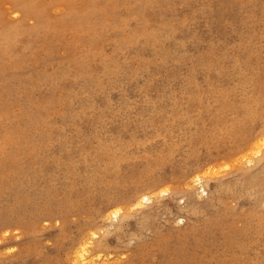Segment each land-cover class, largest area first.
I'll return each instance as SVG.
<instances>
[{"label":"rangeland","instance_id":"1","mask_svg":"<svg viewBox=\"0 0 264 264\" xmlns=\"http://www.w3.org/2000/svg\"><path fill=\"white\" fill-rule=\"evenodd\" d=\"M263 130L264 0H0V264H264Z\"/></svg>","mask_w":264,"mask_h":264},{"label":"bare ground","instance_id":"2","mask_svg":"<svg viewBox=\"0 0 264 264\" xmlns=\"http://www.w3.org/2000/svg\"><path fill=\"white\" fill-rule=\"evenodd\" d=\"M251 2H252V1H251ZM253 5H254V4H253ZM253 5H252V6H253ZM255 6H256V5H255ZM257 6H258V5H257ZM22 8H23V7H22ZM116 8H117V7H116ZM116 8H115V9H116ZM247 8H250V7L248 6ZM253 8H254V7H253ZM24 9H25V8H24ZM255 9H256V8H255ZM116 10H117V9H116ZM252 10H253V9H252ZM249 11H250V10H249ZM250 12H251V11H250ZM252 12H253V11H252ZM245 13H246V12H245ZM251 14H252V13H251ZM251 17H252V16H251ZM18 25H20V24L18 23ZM21 26H22V25H21ZM104 26H105V25H104ZM10 28H11V27H10ZM210 28H211V26H210ZM112 29H113V28H112ZM112 29H111V30H112ZM11 30H12V29H11ZM17 31H19V30H17ZM116 31H117V30H116ZM9 32H10V31H9ZM98 32H99V31H98ZM108 32H109V31H108ZM10 33H11V32H10ZM16 33H21V32L19 31V32H16ZM103 33H104V32H103ZM7 34H8V33H7ZM21 34H22V33H21ZM29 34H30V33H29ZM94 34H95V33H94ZM97 34H98V33H97ZM115 34H116V33H115ZM5 35H6V33H5ZM5 35H4V36H5ZM24 35H25V34H24ZM24 35H23V36H24ZM26 35H27V34H26ZM26 35H25V36H26ZM33 35H34V34H33ZM195 35H196V34H195ZM9 36H10V35H9ZM15 36H16V35H15ZM23 36H22V37H23ZM163 36H164V34H163ZM112 37H113V36H112ZM112 37H111V38H112ZM197 37H198V36H197ZM7 38H8V37H7ZM31 38H32V36H31ZM24 39H26V38H24ZM32 39H33V38H32ZM113 39H114V38H113ZM164 39H165V38H164ZM209 39H210V38H209ZM29 40H30V38H29ZM107 40H108V39H107ZM107 40H106V41H107ZM109 40H110V39H109ZM206 40H208V39H206ZM20 41H21V39H20ZM110 41H111V40H110ZM199 41H200V40H199ZM199 41H198V42H199ZM28 42H29V41H28ZM32 42H33V41H32ZM32 42H31V43H32ZM108 42H109V41H108ZM202 42H203V41H202ZM207 42H208V41H207ZM51 43H52V42H51ZM194 43H195V42H194ZM196 43H197V42H196ZM202 44H203V43H202ZM32 45H34V43H33ZM32 45H30V46L32 47ZM211 45H212V44H211ZM216 45H217V44H216ZM26 46L29 47V45H26ZM38 46H39V45H38ZM199 46H200V45H199ZM214 46H215V45H214ZM28 47H27V48H28ZM50 48L53 50L52 47H50ZM203 48H204V47H203ZM24 49H26V48H24ZM198 50H199V49H198ZM199 52H200V51H199ZM200 53H201V52H200ZM215 53H217V52H215ZM74 55H75V53H74ZM193 55H196V54H193ZM71 56H73V54H72ZM75 56H76V55H75ZM75 56H74V57H75ZM200 56H201V55H200ZM74 57H73V59H74ZM215 57H216V56H215ZM71 58H72V57H71ZM71 58H70V59H71ZM73 59H72V60H73ZM70 61H71V60H70ZM71 62H73V61H71ZM74 62H75V61H74ZM47 64H48V63H47ZM74 64H75V63H74ZM232 64H233V63H232ZM229 65H231V64H229ZM229 65H228V68L232 69L231 67H229ZM210 66H211V65H210ZM231 66H232V65H231ZM234 66H235V65H234ZM200 67H201V66H200ZM102 68H103V67H102ZM210 68H211V67H210ZM103 69H104V68H103ZM244 69H245V68H244ZM248 69H249V68H248ZM218 70H220V69L217 68V71H218ZM224 70H226V68H225ZM212 71H213V70H212ZM214 71H216V70L214 69ZM229 72H230V71H229ZM218 74H219V73H218ZM51 77L54 78L53 76H51ZM49 78H50V77H48V79H49ZM49 81H51V79H50ZM54 81H55V80H54ZM51 82H52V81H51ZM11 87H12V86H11ZM15 88H16V86H15ZM12 89H13V88H12ZM7 90H9V89H7ZM12 91H13V90H12ZM17 92H18V90H17ZM65 98H66V97H65ZM38 117H39V116H38ZM125 118H126V116H125ZM126 120H128V117H127ZM130 120H131V119H130ZM1 122H2V121H1ZM123 122H124V120H123ZM125 123H126V122H125ZM130 123H131V122H130ZM123 124H124V123H123ZM124 125H125V124H124ZM1 126H2V125H1ZM263 132H264V130H263ZM263 132H260V134L262 133L261 136H263ZM26 134H27V133H26ZM130 134H131V133H130ZM133 134H134V133H133ZM104 136H105V135H104ZM257 136H260V135H257ZM129 137H131V136H129ZM26 138H27V137H26ZM260 138H261V137H260ZM263 140H264V137L260 139L258 145H261V142H262ZM109 147H110V146H109ZM99 150H100V149H99ZM103 150H104V149H103ZM104 153H105V152H104ZM96 154H97V153H96ZM105 154H106V153H105ZM108 154H109V153H108ZM110 155H111V154H110ZM118 157H119V156H118ZM107 159H108V158H107ZM0 161H1V160H0ZM122 161H123V160H122ZM3 163H4V162H3ZM15 163H16V162H15ZM16 164H17V163H16ZM96 164H97V162H96ZM105 164H106V163H105ZM110 164H111V163H110ZM117 164H118V163H117ZM18 165H19V164H18ZM18 165H16V166H18ZM113 165H114V164H113ZM11 166H12V165H11ZM16 166H15V167H16ZM106 166H107V165H106ZM6 167H7V166H6ZM15 167H14V170H15ZM102 167H103V166H102ZM107 167H108V166H107ZM11 168H12V167H11ZM16 168L19 169L18 167H16ZM21 168H22V167L20 166V169H21ZM23 168H24V167H23ZM23 168H22V171L19 169V170L22 172V175H24V174H23V173H24V172H23ZM26 168H27V167H26ZM109 168H110V167H109ZM4 169H5V167H4ZM4 169H3V171H4ZM28 169H29V168H28ZM0 170H1V169H0ZM12 170H13V169H12ZM14 170H13V172H14ZM24 170H25V169H24ZM3 171H2V172H3ZM10 171H11V170H10ZM263 171H264V170H263ZM4 172H6V170H5ZM13 172H12V174H13ZM27 172H28V171H27ZM38 172H39V171H38ZM38 172H37V173H38ZM10 173H11V172H10ZM17 173H18V172H17ZM35 173H36V172H35ZM35 173H34V174H35ZM197 173H198V172H197ZM1 174H2V173H1ZM1 174H0V175H1ZM5 174H7V173H5ZM20 174H21V173H20ZM34 174H33V175H34ZM103 174H104V173H103ZM103 174H102V175H103ZM193 174H194V173H193ZM13 175L15 176V172H14ZM13 175H8V176L10 177V176H13ZM197 175H198V174H197ZM197 175H195V176H197ZM2 176H3V175H2ZM19 176H21V175H19ZM19 176H18V177H19ZM26 176H27V175H26ZM195 176H193V178H194ZM198 176H199V175H198ZM5 177H6V176H5ZM16 177H17V176H16ZM22 177H23V176H22ZM24 178H25V177H24ZM41 178H42V177H41ZM112 178H113V177H112ZM188 178H189V177H188ZM12 179H13V178H12ZM12 179H11V180H12ZM14 179H15V178H14ZM14 179H13V181H14ZM201 179H202V177H201ZM190 180H191V178H190ZM192 180H193V179H192ZM192 180H191V181H192ZM197 180H199V177H197ZM197 180H196V181L193 180V181L197 182ZM9 181H10V180H9ZM13 181H12V182H13ZM18 181H19V180H18ZM193 181H192V182H193ZM14 182H15V181H14ZM21 182H22V181H21ZM195 182H194V183H195ZM0 183H1V182H0ZM21 184H22V183H21ZM80 184H81V183H80ZM16 185H17V184H16ZM11 186H12V185H11ZM49 186H50V185H49ZM51 186H52V185H51ZM159 186H160V185H159ZM159 186H158V187H159ZM3 187H4V186H3ZM44 188H45V187H44ZM141 188H142V187H141ZM40 189H41V188H40ZM203 190H204V189H203ZM41 191H42V190H41ZM69 191H70V190H69ZM142 191H143V190H142ZM48 192H49V191H48ZM138 192H139V191H138ZM164 192H165V191H164ZM21 193H22V192H21ZM40 193H41V192H40ZM40 193H39V194H40ZM144 194H145V193H144ZM20 195H21V194H20ZM36 195H37V194H36ZM36 195H35V196H36ZM69 195H70V194H69ZM21 196H23V195H21ZM35 196H34V197H35ZM68 197H69V196H68ZM1 199H2V198H1ZM32 199H33V198H32ZM141 199H142V197H141ZM192 199H193V198H192ZM28 200H29V199L27 198V201H28ZM38 200H39V199H38ZM47 200H48V199H47ZM68 200H69V199H68ZM145 200H146V199H145ZM147 200H148V199H147ZM147 200H146V201H147ZM0 201H1V200H0ZM17 201H18V200H17ZM48 201H49V200H48ZM137 201H138V200H137ZM195 201H196V200H195ZM34 202H35V201H34ZM57 202H58V201H57ZM141 202H143V201H141ZM131 203H132V202H131ZM139 203H140V202H139ZM197 203H198V202H197ZM116 204H117V203H116ZM116 204H115V205H116ZM137 204H138V203H136V206H137ZM191 204H192V203H191ZM205 204H206V203H205ZM211 204H212V203H211ZM211 204H210V205H211ZM59 205H60V204H59ZM142 205H143V204H142ZM196 205H197V204H196ZM134 206H135V205H134ZM136 206H135V207H136ZM140 206H141V205H140ZM197 206H198V205H197ZM202 206H203V205H202ZM211 206H212V205H211ZM112 207H113V206H112ZM138 207H139V205H138ZM199 207H201V206H199ZM48 208H49V207H48ZM201 208L204 210V208H207V206H205V207H201ZM209 208H210V207H209ZM209 208H208V209H209ZM117 209H118V208H117ZM105 211H106V210H105ZM118 211L120 212V210H118ZM110 212H111V211H110ZM119 212H116V210H115L114 214H113L112 212H111V213L113 214L112 216H115V217L117 218ZM189 212H190V211H189ZM193 212H194V211H193ZM111 213H109V215H110ZM197 213H198V212H197ZM0 216H1V215H0ZM109 217H110V216H109ZM21 218H22V217H21ZM22 219H23V218H22ZM109 219H110V218H109ZM111 219H112V218H111ZM118 219H119V218H118ZM113 221H114V220H113ZM3 228H4V227H3ZM4 230H5V229H4ZM5 231H6V230H5ZM1 232H2V231H1ZM6 232H7V231H6ZM4 233H5V232H4ZM90 235H92V237H91L90 239H89V237H88V239H89L91 242H87V241L85 242V241H83L84 243H81L80 246H79L77 249H75L76 252L73 251V252H75V253H74V257H76V259H77V260H76V259L74 258V260H76L77 263L80 262V261H82V260H86V262H88L87 264H92V263H93V262L91 261L92 259L90 260V259L87 258V259H88V261H87L86 257L89 255V249H90L89 246H90V244H91V247H92V244H93V243H92V240L96 239L97 234H96V233L94 234V232H93V234L91 233ZM84 237H85V236H84ZM81 239H82V238H80L79 240H81ZM85 240H86V239H85ZM78 243H79V242H78ZM78 243H77V244H78ZM89 256H90V255H89ZM100 256H101V255H100ZM92 257H93V256H92ZM97 257H98V256H97ZM100 258H101V257H100ZM89 260H90V261H89ZM99 260H100V259H99ZM86 262H85L84 264H86ZM77 263H75V264H77ZM80 263H81V262H80ZM95 263H96V262L94 261L93 264H95Z\"/></svg>","mask_w":264,"mask_h":264}]
</instances>
